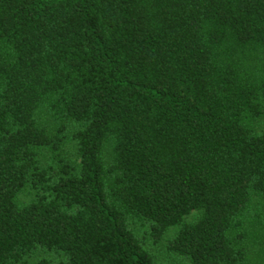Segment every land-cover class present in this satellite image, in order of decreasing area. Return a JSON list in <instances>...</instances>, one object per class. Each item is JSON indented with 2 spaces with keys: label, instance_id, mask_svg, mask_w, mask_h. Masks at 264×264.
Segmentation results:
<instances>
[{
  "label": "trees",
  "instance_id": "obj_1",
  "mask_svg": "<svg viewBox=\"0 0 264 264\" xmlns=\"http://www.w3.org/2000/svg\"><path fill=\"white\" fill-rule=\"evenodd\" d=\"M0 264H264V0H0Z\"/></svg>",
  "mask_w": 264,
  "mask_h": 264
}]
</instances>
